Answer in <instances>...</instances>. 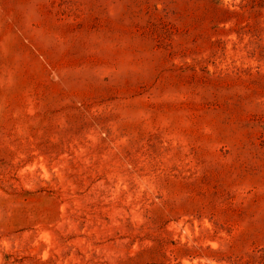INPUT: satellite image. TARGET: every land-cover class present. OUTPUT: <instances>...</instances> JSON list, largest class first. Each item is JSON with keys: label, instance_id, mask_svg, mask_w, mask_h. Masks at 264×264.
I'll list each match as a JSON object with an SVG mask.
<instances>
[{"label": "rangeland", "instance_id": "rangeland-1", "mask_svg": "<svg viewBox=\"0 0 264 264\" xmlns=\"http://www.w3.org/2000/svg\"><path fill=\"white\" fill-rule=\"evenodd\" d=\"M0 264H264V0H0Z\"/></svg>", "mask_w": 264, "mask_h": 264}]
</instances>
